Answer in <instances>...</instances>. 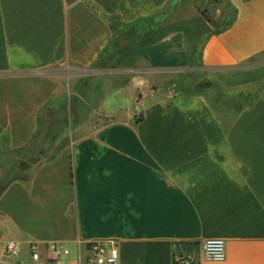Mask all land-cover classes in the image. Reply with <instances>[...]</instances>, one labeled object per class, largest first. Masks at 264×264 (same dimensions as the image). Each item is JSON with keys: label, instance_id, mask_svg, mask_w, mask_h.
Masks as SVG:
<instances>
[{"label": "crops", "instance_id": "crops-1", "mask_svg": "<svg viewBox=\"0 0 264 264\" xmlns=\"http://www.w3.org/2000/svg\"><path fill=\"white\" fill-rule=\"evenodd\" d=\"M168 1L0 0V181L28 176L0 195V256L8 240L19 250L7 264H36L29 245L47 241L70 249L55 264H87L94 239L116 241L119 264H264V91L236 115L202 95L166 100L188 65L181 30L92 67L116 29ZM211 1V28L223 11L233 20L206 39L203 64L230 92L262 83L264 0ZM46 106L68 118L32 138ZM203 238L224 240L222 261L201 256Z\"/></svg>", "mask_w": 264, "mask_h": 264}, {"label": "trees", "instance_id": "trees-1", "mask_svg": "<svg viewBox=\"0 0 264 264\" xmlns=\"http://www.w3.org/2000/svg\"><path fill=\"white\" fill-rule=\"evenodd\" d=\"M180 1L169 0L157 14L146 17L139 23L125 24L116 29L110 37L109 46L106 45L92 67L115 68V64L106 65V61L115 55H118L119 59H124L137 49L153 45L172 31L181 30L184 31L188 56L184 76L188 82L180 80L176 83L178 93L180 92L183 98L193 95L204 96L216 113L229 111L236 115L241 110L251 107L264 91V81L253 86L248 85L241 91L230 92L212 76L209 68L202 62V48L206 39L231 25L233 20L231 12L223 11L221 20L214 21L215 27L211 28V23H198L196 20L184 21L182 17L176 16ZM50 108L46 106L38 112V124L32 138L46 139L56 136L59 127L67 120L68 116L65 113H55ZM140 119L136 118V120ZM27 177V174L22 175L18 172L6 174L0 181V195L10 182Z\"/></svg>", "mask_w": 264, "mask_h": 264}, {"label": "built area", "instance_id": "built-area-1", "mask_svg": "<svg viewBox=\"0 0 264 264\" xmlns=\"http://www.w3.org/2000/svg\"><path fill=\"white\" fill-rule=\"evenodd\" d=\"M178 94L175 82L170 83L165 89L166 100H173ZM134 118H142L143 112L136 108ZM201 256L206 260L222 261L225 258V242L221 238H203L197 241ZM30 258L36 264H55L58 259L69 256L70 249L62 242L47 241L45 243H30ZM45 250V257L41 256V249ZM89 256L87 264H119V250L116 241L112 239H94L87 242ZM19 254L18 244L8 240L4 244V253L0 256V264H7L4 257L16 258ZM171 264H197L193 256L177 255L172 257Z\"/></svg>", "mask_w": 264, "mask_h": 264}, {"label": "rangeland", "instance_id": "rangeland-1", "mask_svg": "<svg viewBox=\"0 0 264 264\" xmlns=\"http://www.w3.org/2000/svg\"><path fill=\"white\" fill-rule=\"evenodd\" d=\"M214 1L211 0H193V4H182L178 9H177V13L176 16L178 17H182L183 15L189 13V14H193L195 16L196 22L198 23H205L208 24V21L210 18L213 17V14L215 13L214 9L217 8L218 6L215 5ZM220 8H224V5L219 6ZM205 9H209V12H206ZM183 81L188 82L185 78L181 79ZM89 81V80H88ZM91 83V82H90ZM91 85L94 87H99L100 91H97V93L99 92V95L103 94V90H102V85L99 83H91ZM95 85V86H94ZM163 90V87H159V91L161 92ZM89 95L91 94V90H88ZM96 93V90L95 92ZM104 101H106L104 99ZM73 116V115H72Z\"/></svg>", "mask_w": 264, "mask_h": 264}, {"label": "flooded vegetation", "instance_id": "flooded-vegetation-1", "mask_svg": "<svg viewBox=\"0 0 264 264\" xmlns=\"http://www.w3.org/2000/svg\"><path fill=\"white\" fill-rule=\"evenodd\" d=\"M206 11V10H205ZM207 12V11H206Z\"/></svg>", "mask_w": 264, "mask_h": 264}]
</instances>
